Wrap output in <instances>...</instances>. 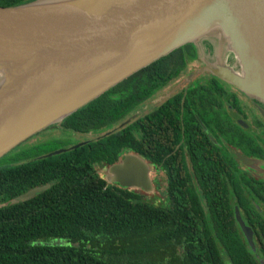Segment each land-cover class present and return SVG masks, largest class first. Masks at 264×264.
I'll return each instance as SVG.
<instances>
[{"label": "trees", "instance_id": "16d2710c", "mask_svg": "<svg viewBox=\"0 0 264 264\" xmlns=\"http://www.w3.org/2000/svg\"><path fill=\"white\" fill-rule=\"evenodd\" d=\"M28 1L0 0V6ZM197 57L194 44L185 43L48 126L100 135L137 107L142 89L150 93L167 84ZM139 122L57 154L45 156L55 145L26 154L23 162L0 165V264H264L261 176L225 168L217 172L220 192L212 191L209 177L201 200L177 192L167 167L166 206L106 180L101 171L122 149L145 155ZM240 178L247 187L237 190ZM234 205L253 231V247L234 218Z\"/></svg>", "mask_w": 264, "mask_h": 264}, {"label": "water", "instance_id": "95a60500", "mask_svg": "<svg viewBox=\"0 0 264 264\" xmlns=\"http://www.w3.org/2000/svg\"><path fill=\"white\" fill-rule=\"evenodd\" d=\"M215 33L223 42L218 40V50L209 48L208 36ZM185 43H193L202 60L193 75L208 71L231 83L264 116V0H31L0 6V156ZM103 170L106 180L122 187L151 188L148 167L137 155ZM235 218L253 247L237 208Z\"/></svg>", "mask_w": 264, "mask_h": 264}, {"label": "flooded vegetation", "instance_id": "af4514ba", "mask_svg": "<svg viewBox=\"0 0 264 264\" xmlns=\"http://www.w3.org/2000/svg\"><path fill=\"white\" fill-rule=\"evenodd\" d=\"M193 62H197V65L190 67L195 64ZM201 62L199 57L192 59L183 73L167 84H160L150 93L142 89L137 107L110 129L116 130L125 121L124 125H127L140 119V152L145 155H137L129 148H124L112 164L119 162L127 154L141 158L148 167L151 185L155 176H161L164 199H157V195L151 193L142 194L161 206L167 205V178L170 180V174L174 177L175 190L186 191L187 198L190 197L188 193H194L203 200L208 191L209 177L213 180L212 191L219 193L217 172L221 171L223 174L225 168L236 174L249 170L253 175L261 176L259 181L264 190V116L251 99L231 83L208 71L193 75L194 69H201ZM179 77L181 79L177 80ZM170 84L175 85L165 92ZM156 100L157 103L153 105ZM139 109L142 112L138 113ZM134 114L137 115L133 117ZM47 128L57 132L64 129L60 126ZM70 131L74 137H84L78 142L97 138L107 132L97 135L92 132ZM50 135L57 134L49 131L48 137ZM71 145L73 144L58 148ZM153 154H156V158H152ZM242 158L251 160L252 163L247 164ZM167 167L172 168L169 176L166 173ZM210 167L213 168L212 171H209ZM239 181L237 190L247 187L246 179L240 178ZM235 208L238 209L237 205L233 206L234 218ZM259 210L264 213L263 204L259 205ZM246 226L249 227L247 224Z\"/></svg>", "mask_w": 264, "mask_h": 264}, {"label": "rangeland", "instance_id": "374dc122", "mask_svg": "<svg viewBox=\"0 0 264 264\" xmlns=\"http://www.w3.org/2000/svg\"><path fill=\"white\" fill-rule=\"evenodd\" d=\"M214 36H208V41L211 44V46H209V48L212 47V45H214L215 50L220 49L218 48L223 44V42L216 37V33L213 34ZM218 40L220 41V43L218 42ZM204 46L207 47V45L205 44ZM206 47H204L203 49H205ZM225 53L227 55H229L228 51H225ZM195 64L190 65V67H195L197 65V62H193ZM198 68V67H197ZM199 69V68H198ZM197 70L194 69L193 72H196ZM181 77H179L177 80H180ZM175 84H170L166 89L165 92H168L169 90L172 89V87ZM160 99V98H159ZM158 100H156L153 105H155L157 103ZM142 112V109L137 111ZM137 114H134L133 117H135ZM49 131H51L53 134H57V135H50L48 137ZM45 136V138H44ZM92 136H95L92 134ZM59 142H58V140ZM46 139V140H45ZM81 137H74L73 133L69 130V129H62L61 131H53L49 128H42L41 130L37 131L36 133H34L33 135H31L30 137H28L27 139H25L24 141L20 142L18 145L14 146L12 149H10L9 151H7L5 154H3L2 156H0V165H8L10 163H19V162H23L26 160L27 155L26 154H30V153H34L35 151H39V150H44V149H52L55 145H57L56 148L60 147V146H65L68 144H74L76 142H78V140H80ZM47 140H56L57 143L55 144H51V142L47 141ZM54 148V149H56ZM53 149V150H54ZM102 169V168H101ZM102 175L106 176V171L102 170L101 171ZM149 174V173H148ZM108 178V177H107ZM150 179L153 180V176L150 175ZM163 181L161 176H155L154 178V183H152L151 188L148 190L145 189H141V188H132L133 191L136 192H140L143 194H155L157 195V199L159 197H161L162 199H164V190L162 189L163 187Z\"/></svg>", "mask_w": 264, "mask_h": 264}]
</instances>
